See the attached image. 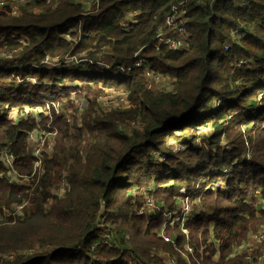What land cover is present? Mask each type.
Segmentation results:
<instances>
[{"label":"trees","instance_id":"16d2710c","mask_svg":"<svg viewBox=\"0 0 264 264\" xmlns=\"http://www.w3.org/2000/svg\"><path fill=\"white\" fill-rule=\"evenodd\" d=\"M235 1L99 0L87 13L77 0H34L20 6L17 16L9 6L0 9V54L18 52L21 63L108 49L122 64L139 52L154 76L173 79L171 91L155 92L147 86L144 68L96 77L102 89L125 94L129 105L98 114L93 106L103 90L85 85L81 71L0 72V147L10 151L15 171L26 177L23 185L10 183L0 162V264H165L150 256L159 250L175 256L177 264H188L160 236L162 231L176 236L177 246L184 247L178 225L163 227V213L178 209L181 187L194 202L185 223L194 258L248 264L243 252L230 255L264 227L259 208L264 200V0H247L244 7ZM131 13L137 22L123 25ZM180 13L187 48L158 47V29ZM236 26L245 35L225 50ZM26 75L49 82L70 77L84 84L80 88L89 97L82 116L57 120L53 153L45 158L42 175L32 177L26 138L34 125L14 124L1 115L7 108L41 104L37 96L44 87L13 84V77ZM224 116L228 119L221 123ZM208 123L213 132L204 138L199 130ZM120 125L129 131L121 132ZM171 139L184 151L173 155L167 146ZM218 181L222 187H209ZM62 183L63 196L53 194ZM149 184L153 189L145 192ZM133 189L139 192L132 195ZM147 198L161 208H148ZM24 202L29 207L21 215L4 214ZM103 232L116 234L123 249L95 245ZM189 261L195 264L190 255Z\"/></svg>","mask_w":264,"mask_h":264},{"label":"rangeland","instance_id":"374dc122","mask_svg":"<svg viewBox=\"0 0 264 264\" xmlns=\"http://www.w3.org/2000/svg\"><path fill=\"white\" fill-rule=\"evenodd\" d=\"M15 1L17 0H10V5L12 10L17 11L18 8L21 6L19 4H17ZM0 2H5L7 3L6 0H0ZM6 7L0 6V9L3 10ZM88 13H91L92 9L88 8ZM36 12V11H35ZM20 15V13H16V15ZM66 38L71 39L68 36H66ZM19 55L18 52H14V53H9V54H0V72H4L5 73H9L11 74L12 71L14 70H22L23 69V63H21V61L19 60V58H17V56ZM68 56V55H65ZM75 57H79L78 59L74 58L72 59V62H70L68 65H66L65 67H61L59 69L62 70H69V71H81V78L80 80H85L86 83L85 85H87L88 83L90 84V88H92V90L94 91V89H96L98 86L99 88L102 89L100 81L96 80V77H99L98 79L101 78L102 74L101 71H99V69L95 70L96 71V75H93L95 72L94 70L90 69L88 67V65L90 63H94L97 66L98 63L100 64V68L104 70V65L108 66L109 68L111 67V64H108V60H115L114 57L112 56V53L107 49L105 51H101V52H97L94 54H88V53H83L80 55H77ZM146 67H148V65L145 64ZM46 72V70H44ZM47 72H56V71H47ZM115 74V73H114ZM6 75V74H5ZM33 76V75H32ZM112 76V75H111ZM93 77V78H91ZM145 77L147 80V86L149 89H151L152 91L155 92H167V91H171L173 89V79L169 78V77H161V76H154L151 72L146 71L145 72ZM13 84L15 86H21V85H30L31 87H44L43 89H45V91H40L39 94L38 91H32L33 94H37L39 96L38 97V102L42 103H46L42 106H21V107H16V108H12V109H6L5 111H2L1 115H5V117H7V119L9 121H11L14 124H18L19 122H27V121H32L33 125H34V132L31 134V132H27V144L31 149V156H34V150L36 148H40V156L39 159L41 161V167L39 168V172H37V175H42L43 173V164H44V160L47 156H51L53 153V149H54V144H55V138L56 135L58 133V128L56 126V122L57 120H60V118H65V120L67 122H72L73 119H77L78 117L82 116L83 113L86 111L89 102L88 99L89 97L86 95L87 93H85L84 91H82V89L80 87H82L84 84L81 83L80 81H73L71 78L69 79H64V84H61V82H49L47 80H42L40 82L39 79H37L36 77H32L35 79H29L24 77V78H20L21 82H16V77H13ZM91 79H95L96 81H98L97 83L95 82H91ZM63 81V80H62ZM77 84V85H76ZM60 85L59 88H61V91H59L58 86ZM97 85V86H96ZM150 86V87H149ZM76 87H78L76 89ZM103 93H101L99 96L95 97V106H93V110H96V112L99 114L101 111L103 113H110V112H114V110L117 109H126L129 107L128 105V101L126 99V95L123 93H119V92H115L112 89H102ZM45 93H49V94H45ZM90 98L93 99V95L90 96ZM228 119L227 116H224L222 119H220V122H226V120ZM119 130L122 132V130L124 132H128L129 128L120 125L119 126ZM48 131L54 132L53 135L47 136L44 140V136L46 135V133ZM245 130L243 129L242 131V135H243V140L245 142V147H247V153L250 154V148L248 146H250V144H248L247 141V135L246 132H244ZM213 132V127L211 126V123H208L206 126H203L200 130H199V134L200 136L204 137L206 135L210 136V133ZM43 145H42V141ZM201 141V140H200ZM168 148H170V151L173 155L179 154L181 152H183L184 150H182V148L180 147V145L178 144V142H176L175 140L171 139L170 141H168L167 143ZM223 147H225L227 150L231 148V146H227V145H222ZM2 150H8V149H4L0 147V151ZM34 158V157H33ZM6 168L7 170H10L9 167H7L2 161H0ZM15 164V162H14ZM13 164V168H15ZM33 164V163H32ZM7 180L8 176L6 175ZM25 178V177H24ZM23 178H20L18 181H14L11 183L17 184V185H23L21 180ZM26 179V178H25ZM10 182V180H9ZM223 186V182L222 181H218L217 183L214 184H209V187L212 189L216 188V187H222ZM153 187L152 185H148L145 187V192L147 190H152ZM65 190V184L62 183V185H60V188H58V190H54L53 194H58V195H62L64 193ZM138 193L139 191H137L136 189H133L131 194L133 195V193ZM63 196V195H62ZM191 200H193L190 197ZM197 203L199 201H196ZM194 202H192L193 204ZM191 204V205H192ZM26 206L29 207L26 202H24L21 205H18L16 207H12L11 209L5 210L4 214L7 216H17V215H21L22 212L26 209ZM48 206V204H47ZM255 233V232H254ZM254 233H250L247 235V237L245 238V240L243 242H241L239 245H236L233 247L232 249V253L230 255L231 257L237 256L238 253L241 251L243 252V248H240L243 244L248 243L250 241H247L248 238L250 237L251 234ZM165 234V233H164ZM109 238L107 240H105L104 238V233L101 234H97V242H95V245L99 244V243H103L106 244L110 247L116 248V249H123L122 246H120V243L118 242V236L112 232H110L109 234ZM187 236H188V232H187ZM164 241V240H163ZM164 243H167L166 241H164ZM178 243V240H177ZM188 245V237L187 240L185 238L184 235V243L183 246L185 247V245ZM121 247V248H120ZM183 247V248H184ZM173 250L178 253L181 257V259H183L184 261H187L188 264H190L191 261H189V255L191 260H194L195 264H207V263H203L201 261V259H195L194 258V252L192 250V253H189L188 250H186L184 248L185 251H183L180 247V245L178 246H172ZM251 250V249H249ZM26 253V252H23ZM245 253V252H243ZM132 256V255H131ZM150 256H158V257H162L163 261L165 262V264H168L169 262L171 264H177L176 261V257L164 252L163 250H159V251H153L150 253ZM131 258V257H130ZM128 259V257L126 258ZM218 259V254L214 255L213 260L216 261ZM129 260V259H128ZM131 260V259H130ZM133 260L135 262L138 261H142L138 258H133ZM145 261V260H144ZM174 262V263H173ZM145 263V262H144Z\"/></svg>","mask_w":264,"mask_h":264},{"label":"built area","instance_id":"2783aa9c","mask_svg":"<svg viewBox=\"0 0 264 264\" xmlns=\"http://www.w3.org/2000/svg\"><path fill=\"white\" fill-rule=\"evenodd\" d=\"M7 3L5 2H0V6L6 7L9 6V9L11 10V15L17 16L16 13L19 11L12 10L11 5H10V0H6ZM47 4L49 3H56L58 0H44ZM19 5H25L27 3H32L34 0H17L15 1ZM79 4H82L86 8V12L88 13V8L92 7H97L99 0H77ZM248 4L247 0H236L235 5L238 7H244ZM19 15V14H18ZM129 19H126L128 18ZM137 14L136 13H131L125 16L124 21L122 22L123 25H128V24H135ZM185 23L186 20L183 17V13L176 14L172 16L171 18L167 19L165 21V24L161 26L158 31H157V41H158V47H167L170 50L173 51H182L186 49L187 47V41H188V36L185 32ZM244 30L242 26H236L230 31V40L225 44L224 49L228 50L232 47L233 43H238L241 41L244 37ZM139 52L134 53L132 59L128 62L125 63H117L115 60H108V64H111L112 68H109L108 66L104 65V70L103 68L101 69L99 66L100 64L98 63L99 66H97L94 63H90L88 66L89 68L94 70V74L96 75L97 69L101 71V74L103 76L105 75H113L114 73L116 75H123L124 73L130 72L135 69L139 68H144L145 72L149 71V68L145 66V63L143 60L139 59ZM57 58H49L46 57L42 59L39 62H34L33 64H22L23 69H28L32 68L35 70H46V71H56L58 72L61 67H65L68 65L70 62H72V59L76 58L78 59L79 57L75 56H64L61 57L60 59ZM244 61H240V64L243 63ZM31 66V67H28ZM63 70V69H62ZM61 71V70H60ZM150 72V71H149ZM38 79L37 75H33ZM32 75H26L25 77L29 79H35L32 78ZM68 77L67 79H69ZM16 82H21L19 77H16ZM41 82V81H40ZM64 80L61 82V84H64ZM59 91H61L60 85H57ZM150 87V86H149ZM41 94V93H39ZM49 94V93H45ZM46 103H42L40 106L44 105ZM34 128V126H33ZM30 131L31 134L34 132V129ZM54 132L48 131L46 135L44 136V140L47 136L53 135ZM42 141V145L43 142ZM40 156V148H36L34 150V158L32 161V172L30 177H32L36 172H39V168L41 167V161L39 159ZM247 158L249 159L250 154L247 153ZM162 161L164 158L161 159ZM0 161H2L7 167H9L10 170H8V179L11 182L18 181L19 178H24V176L19 175L15 169L13 168V164L15 162L14 156L10 153L8 150H2L0 151ZM26 178V177H25ZM175 203L177 206L176 212L172 211H165L163 213V218H164V225L163 227H171L173 225H178L179 230L185 235V238L187 240V230L185 228V223L190 219V217L194 214L193 213V208H192V201L190 199V195L186 194V189L184 187H181L178 190V193L175 196ZM146 206L150 209H160V205H154L150 199H146ZM259 208L264 210V200H261L259 202ZM144 210H141L140 213L142 214ZM104 233V238L107 240L109 238V234L107 232ZM160 236L164 241L167 243H171L173 246H177V239L176 236L173 237H168L164 234V231L160 233ZM247 241H250L248 243H245L241 246L243 248V252L245 255V258L248 262V264H264V227H261L259 230H257L254 234H251L250 237L248 238ZM186 250L189 251V253H192V249L186 244L184 247ZM251 249V250H249ZM241 252V251H240ZM174 263V262H173ZM168 264H171L170 262Z\"/></svg>","mask_w":264,"mask_h":264},{"label":"crops","instance_id":"0c3cea01","mask_svg":"<svg viewBox=\"0 0 264 264\" xmlns=\"http://www.w3.org/2000/svg\"><path fill=\"white\" fill-rule=\"evenodd\" d=\"M126 19H129V17L128 18H126ZM241 248V247H240Z\"/></svg>","mask_w":264,"mask_h":264}]
</instances>
